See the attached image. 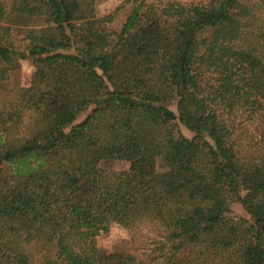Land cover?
I'll use <instances>...</instances> for the list:
<instances>
[{"label":"trees","instance_id":"16d2710c","mask_svg":"<svg viewBox=\"0 0 264 264\" xmlns=\"http://www.w3.org/2000/svg\"><path fill=\"white\" fill-rule=\"evenodd\" d=\"M98 1L0 0V264H129L111 225L157 233L150 264H264V21L127 0L115 31Z\"/></svg>","mask_w":264,"mask_h":264},{"label":"rangeland","instance_id":"374dc122","mask_svg":"<svg viewBox=\"0 0 264 264\" xmlns=\"http://www.w3.org/2000/svg\"><path fill=\"white\" fill-rule=\"evenodd\" d=\"M243 4L250 8V10L264 21V8L255 0H240ZM131 5L127 0H99L97 4V11L99 15H107L115 10L117 15L113 22L109 25L112 30L119 31L122 24L127 18ZM33 67L29 60H24L20 63L19 69L11 74V85L25 86L28 84L32 74ZM174 111L175 105L171 106ZM88 112L79 116L82 120ZM28 121L26 124L28 125ZM180 132L186 137H192L193 133L186 130L179 125ZM114 167L117 169H126L127 162H116ZM232 216L235 218H246L249 216L244 209L238 204L234 203L231 206ZM157 238V233L149 228H144L137 232H130L122 229L118 225H111L110 227L101 231V233L91 240V245L99 253L118 252L126 254L129 257V264H150L147 260V246L152 239ZM210 239L204 235L200 238L199 242L193 245H187L183 252L194 249H203L209 246Z\"/></svg>","mask_w":264,"mask_h":264}]
</instances>
